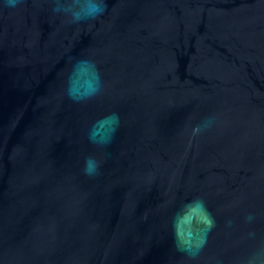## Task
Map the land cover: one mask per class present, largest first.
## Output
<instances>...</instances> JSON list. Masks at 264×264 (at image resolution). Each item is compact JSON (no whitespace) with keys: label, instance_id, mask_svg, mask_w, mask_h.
I'll return each instance as SVG.
<instances>
[{"label":"water","instance_id":"obj_1","mask_svg":"<svg viewBox=\"0 0 264 264\" xmlns=\"http://www.w3.org/2000/svg\"><path fill=\"white\" fill-rule=\"evenodd\" d=\"M51 7L0 8V264H186L170 219L193 197L215 219L194 264L264 250V0H107L79 25ZM69 57L96 61L100 96L63 94Z\"/></svg>","mask_w":264,"mask_h":264},{"label":"clouds","instance_id":"obj_2","mask_svg":"<svg viewBox=\"0 0 264 264\" xmlns=\"http://www.w3.org/2000/svg\"><path fill=\"white\" fill-rule=\"evenodd\" d=\"M26 0H0V8L16 9ZM53 14L65 18L66 23L82 24L98 20L107 11V0H48ZM70 68L66 73L63 94L73 103L83 104L100 96L104 82L96 61L91 58L69 57ZM215 123V117H209L192 128V135H200ZM120 126V116L109 113L95 119L87 129V139L98 149L111 144ZM108 153H105L107 157ZM103 160L95 156L84 159L82 172L87 177L100 174ZM246 221L253 220L248 214ZM175 250L186 257V264H194L208 242V234L215 227V219L209 212L203 198L193 197L182 202L170 219ZM246 264H264V250L254 252Z\"/></svg>","mask_w":264,"mask_h":264}]
</instances>
